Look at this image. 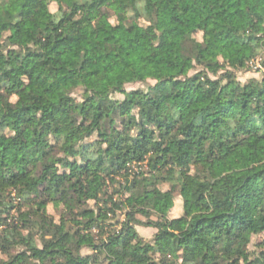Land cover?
<instances>
[{
    "label": "trees",
    "instance_id": "16d2710c",
    "mask_svg": "<svg viewBox=\"0 0 264 264\" xmlns=\"http://www.w3.org/2000/svg\"><path fill=\"white\" fill-rule=\"evenodd\" d=\"M20 252L264 264V0H0V264Z\"/></svg>",
    "mask_w": 264,
    "mask_h": 264
},
{
    "label": "rangeland",
    "instance_id": "374dc122",
    "mask_svg": "<svg viewBox=\"0 0 264 264\" xmlns=\"http://www.w3.org/2000/svg\"><path fill=\"white\" fill-rule=\"evenodd\" d=\"M49 9H50V11L54 12L57 9L56 4L54 2L50 3ZM195 36H196V38L198 40H206L208 38V34L207 33H202V32L197 33ZM257 67H258V64L253 69H250L248 71L239 72L237 74L238 79L240 81H245L246 79L251 78V77H260L261 72L257 71ZM138 86H141V85L138 84V83L129 84V85L126 86V89H132V88H136ZM118 97H120V95H118ZM13 100H14V98H13ZM63 125L69 126L68 125V120H65ZM143 169L146 170L145 167H143ZM160 188L161 189H166L167 188V184H165V183L160 184ZM13 195L14 194H12V196ZM128 197L129 196H127V195L125 197L127 199V202L129 201ZM13 202L15 203V205H17L18 199H13ZM170 205H171L170 206V216L171 217L178 216L181 213V200H180V198L178 196L175 197L174 200L171 201ZM15 212H16V208H14L12 210V213H15ZM47 212L50 215H52L56 221L58 220V218L60 216V209H55L54 207L49 205L47 207ZM139 219L144 220L145 218L143 219V217L139 216ZM137 231L142 237H144L146 239H149V238L152 237V235H153L155 230L153 228H149V227H145V226H142V225H138L137 226ZM258 239H259V237H256V238H254V241L256 242ZM252 247H253V245H250L251 249H252ZM82 252L83 253H88V252H90V249L84 248L82 250ZM26 261H27V255L25 253H23V252H20L19 257H18V259L16 261V264H24Z\"/></svg>",
    "mask_w": 264,
    "mask_h": 264
},
{
    "label": "built area",
    "instance_id": "2783aa9c",
    "mask_svg": "<svg viewBox=\"0 0 264 264\" xmlns=\"http://www.w3.org/2000/svg\"><path fill=\"white\" fill-rule=\"evenodd\" d=\"M259 66V65H258Z\"/></svg>",
    "mask_w": 264,
    "mask_h": 264
}]
</instances>
